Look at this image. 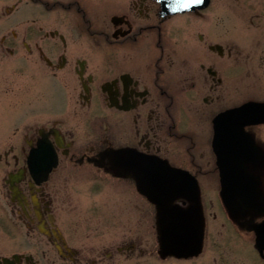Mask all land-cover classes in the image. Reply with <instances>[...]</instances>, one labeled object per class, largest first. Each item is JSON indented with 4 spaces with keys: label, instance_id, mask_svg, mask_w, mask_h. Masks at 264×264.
<instances>
[{
    "label": "flooded vegetation",
    "instance_id": "1",
    "mask_svg": "<svg viewBox=\"0 0 264 264\" xmlns=\"http://www.w3.org/2000/svg\"><path fill=\"white\" fill-rule=\"evenodd\" d=\"M3 1L10 3L0 7V28L18 29L1 33L0 52L19 51L33 78L42 63L67 104L51 119L23 121L18 139L0 140V264H119L122 246L112 238L104 247L101 223L72 221L67 199L84 181L91 191L112 183L141 201L161 259L198 257L220 223L235 251L264 263L250 229L264 219V122L236 135L226 127L225 149L214 123L245 102H264L249 93L251 80L260 93L264 71V0L186 8L164 0ZM7 94L0 82V117ZM158 196L168 209L195 210L197 255L158 254Z\"/></svg>",
    "mask_w": 264,
    "mask_h": 264
},
{
    "label": "rangeland",
    "instance_id": "2",
    "mask_svg": "<svg viewBox=\"0 0 264 264\" xmlns=\"http://www.w3.org/2000/svg\"><path fill=\"white\" fill-rule=\"evenodd\" d=\"M10 3L3 1L1 5ZM0 28L1 33L7 29L16 27L15 22ZM86 46V45H84ZM89 50V49H88ZM19 51L11 55L0 52V82L7 83L8 99L2 107L7 109V115L2 118L0 125L5 128L0 133V140L18 139L20 131H15L23 121H31L34 116H38L40 121L51 119L61 113L64 103L63 98L57 91L56 81L51 77L50 72L39 65V74L32 77V69L20 66ZM92 61H95V57ZM249 93L260 94L264 98V71L260 70V93L257 91L259 81L251 80ZM34 92L36 93V103L34 104ZM30 94V100L24 99L23 95ZM34 105H38L37 112H33ZM4 113V114H6ZM0 129L1 126H0ZM90 182L77 183L73 188L76 193L72 198L67 199L68 206H74L75 213L72 214V221L78 223L99 222L101 223V233L105 240L104 247L112 238L115 243L122 246L119 255V264H232L244 263L255 264V260H249L247 254L235 251V247L227 240L225 229L215 224L210 232L204 251L198 257L187 259H174L172 257L161 259L157 255V244L155 241V230L149 224L148 213L140 212L139 199H129L115 187L112 183L104 182L102 188L94 191L90 190ZM89 189L88 191H86ZM136 201V202H134ZM133 204H136V208ZM81 234H85L82 230ZM96 240L95 236L91 237ZM2 236L0 234V244ZM91 239H89V242ZM134 241V242H133ZM131 242V246H126ZM5 252V250H4ZM110 252L105 249L104 253ZM216 257L217 262L214 261ZM251 258V257H250ZM264 264V263H262Z\"/></svg>",
    "mask_w": 264,
    "mask_h": 264
},
{
    "label": "water",
    "instance_id": "3",
    "mask_svg": "<svg viewBox=\"0 0 264 264\" xmlns=\"http://www.w3.org/2000/svg\"><path fill=\"white\" fill-rule=\"evenodd\" d=\"M162 1V0H161ZM168 7H181L183 3L180 0H164ZM256 122H264V102H245L239 106L226 110L216 116L214 119L215 126L220 128L219 132L222 134L221 148L225 149L230 145L228 132L226 127H232V135L239 133V127L244 124H252ZM40 150H43L41 148ZM38 156L34 158L33 162H38ZM55 161V158H54ZM174 183L166 182L169 187ZM186 184V183H185ZM224 196V199L228 198ZM158 224H159V250L158 254L161 257L174 255L178 258H187L194 255L200 250L202 241V223L201 220H196L197 214L194 209L191 210H171L166 206V196H158ZM237 200H242L243 205H247L252 198L239 197ZM255 233V247L260 251L264 248V219L257 224L250 225Z\"/></svg>",
    "mask_w": 264,
    "mask_h": 264
},
{
    "label": "snow or ice",
    "instance_id": "4",
    "mask_svg": "<svg viewBox=\"0 0 264 264\" xmlns=\"http://www.w3.org/2000/svg\"><path fill=\"white\" fill-rule=\"evenodd\" d=\"M195 2V0H185V2L181 5V7H184V8H186V7H188V5L190 4V3H194ZM175 10V9H174Z\"/></svg>",
    "mask_w": 264,
    "mask_h": 264
}]
</instances>
